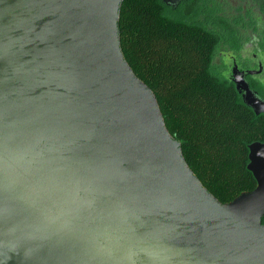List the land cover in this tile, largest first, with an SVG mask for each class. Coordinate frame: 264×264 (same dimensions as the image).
Listing matches in <instances>:
<instances>
[{
    "label": "water",
    "instance_id": "water-1",
    "mask_svg": "<svg viewBox=\"0 0 264 264\" xmlns=\"http://www.w3.org/2000/svg\"><path fill=\"white\" fill-rule=\"evenodd\" d=\"M122 2L0 0V264H264V142L220 203L124 59ZM259 72L230 69L256 116Z\"/></svg>",
    "mask_w": 264,
    "mask_h": 264
},
{
    "label": "trees",
    "instance_id": "trees-1",
    "mask_svg": "<svg viewBox=\"0 0 264 264\" xmlns=\"http://www.w3.org/2000/svg\"><path fill=\"white\" fill-rule=\"evenodd\" d=\"M166 11L174 14L160 0H123L121 51L154 93L190 170L220 203H228L256 186L247 170L248 146L264 142V115L256 116L230 82L211 72L215 38Z\"/></svg>",
    "mask_w": 264,
    "mask_h": 264
},
{
    "label": "flooded vegetation",
    "instance_id": "flooded-vegetation-1",
    "mask_svg": "<svg viewBox=\"0 0 264 264\" xmlns=\"http://www.w3.org/2000/svg\"><path fill=\"white\" fill-rule=\"evenodd\" d=\"M166 8L172 10L179 22H181L180 16L194 17L195 24L193 25L195 26L192 27L209 32L212 36H215V34L216 36L219 35L212 28L217 20L227 19L229 22L222 32L225 35L233 36L234 44L236 41L241 42L240 39L243 32L251 31L255 35L256 42L250 57L244 55L243 58L240 51L235 49H228L222 52L220 58L223 67L220 70V75L233 85L230 69L233 63H236L241 70L260 71L253 76L246 77L252 90L256 91V89L252 88L251 83L254 84V87L264 83V0H253L252 8H244L243 0H237L234 6H231L227 0H186L179 3L175 8ZM253 9H255V12ZM257 9L259 14H256ZM214 38L216 41V37ZM244 63H254L255 66L247 67Z\"/></svg>",
    "mask_w": 264,
    "mask_h": 264
},
{
    "label": "rangeland",
    "instance_id": "rangeland-1",
    "mask_svg": "<svg viewBox=\"0 0 264 264\" xmlns=\"http://www.w3.org/2000/svg\"><path fill=\"white\" fill-rule=\"evenodd\" d=\"M227 1L231 6H234L237 0H227ZM252 2L253 0H243L244 8H250V7L252 8ZM253 11L255 12V9H253ZM258 12L259 10L257 9L256 14H259ZM166 14L168 16H171L173 20L177 21L176 15L172 14L170 11H166ZM180 18H181V22H185L186 24H188V26H191V27L195 26L193 25L195 24V21L193 19L194 17L192 18L191 16H183V17L180 16ZM228 22L229 21L227 19L226 20L219 19L213 25L214 27L211 26L213 29L217 31V34L219 33V35L217 36L216 34L215 36L213 35V37H216V44H215L213 55L209 62L211 63V68H210L211 72L216 73V74L217 73L220 74V70L223 67V63H221V58H220L222 52H225L228 49H235L236 51H240V53L243 55V58H244V55L247 57H250V53L253 51L252 49L256 42L255 35L251 31H245L242 33V36H241L242 38L240 39L241 42L239 43V41H236V43L234 44L233 43L234 39L232 38L233 36L231 37V35L230 36L225 35L224 32H222V30L225 29V27L227 26ZM244 64L247 67H252L253 65L255 66L254 63H244ZM263 81H264V78H263ZM255 88L264 96V83L261 85H256Z\"/></svg>",
    "mask_w": 264,
    "mask_h": 264
}]
</instances>
